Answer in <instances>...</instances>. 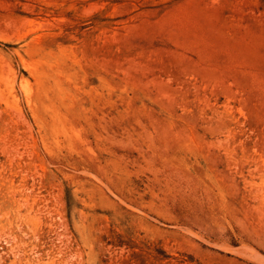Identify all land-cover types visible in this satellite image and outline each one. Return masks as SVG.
<instances>
[{
    "label": "rangeland",
    "instance_id": "obj_1",
    "mask_svg": "<svg viewBox=\"0 0 264 264\" xmlns=\"http://www.w3.org/2000/svg\"><path fill=\"white\" fill-rule=\"evenodd\" d=\"M0 264H264V0H0Z\"/></svg>",
    "mask_w": 264,
    "mask_h": 264
}]
</instances>
